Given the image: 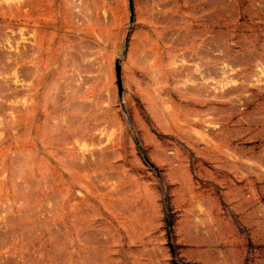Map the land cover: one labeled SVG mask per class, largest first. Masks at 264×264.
<instances>
[{"label":"rangeland","instance_id":"obj_1","mask_svg":"<svg viewBox=\"0 0 264 264\" xmlns=\"http://www.w3.org/2000/svg\"><path fill=\"white\" fill-rule=\"evenodd\" d=\"M0 264H264V0H0Z\"/></svg>","mask_w":264,"mask_h":264}]
</instances>
